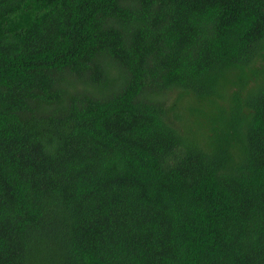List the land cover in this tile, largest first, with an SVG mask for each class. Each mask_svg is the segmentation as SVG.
<instances>
[{"label":"trees","instance_id":"1","mask_svg":"<svg viewBox=\"0 0 264 264\" xmlns=\"http://www.w3.org/2000/svg\"><path fill=\"white\" fill-rule=\"evenodd\" d=\"M0 264H264V0H0Z\"/></svg>","mask_w":264,"mask_h":264}]
</instances>
